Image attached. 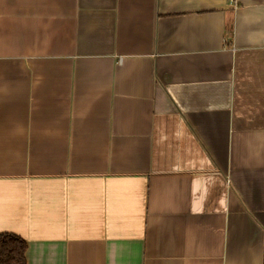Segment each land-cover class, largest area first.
Segmentation results:
<instances>
[{"label": "crops", "instance_id": "obj_1", "mask_svg": "<svg viewBox=\"0 0 264 264\" xmlns=\"http://www.w3.org/2000/svg\"><path fill=\"white\" fill-rule=\"evenodd\" d=\"M0 233L264 264V0H0Z\"/></svg>", "mask_w": 264, "mask_h": 264}, {"label": "trees", "instance_id": "obj_2", "mask_svg": "<svg viewBox=\"0 0 264 264\" xmlns=\"http://www.w3.org/2000/svg\"><path fill=\"white\" fill-rule=\"evenodd\" d=\"M27 242L14 233H0V264H27Z\"/></svg>", "mask_w": 264, "mask_h": 264}]
</instances>
